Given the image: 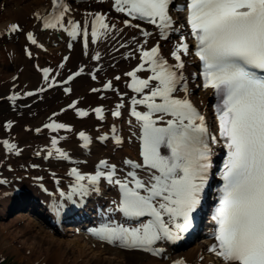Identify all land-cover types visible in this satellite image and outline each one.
<instances>
[{
    "label": "snow or ice",
    "instance_id": "snow-or-ice-1",
    "mask_svg": "<svg viewBox=\"0 0 264 264\" xmlns=\"http://www.w3.org/2000/svg\"><path fill=\"white\" fill-rule=\"evenodd\" d=\"M51 4L48 14H36L43 29L63 31L72 40L81 39L85 55L90 38L95 44L117 30L116 24L110 23L103 13L89 14L90 22L81 24L66 19L71 9L65 0H51ZM112 6L127 17L123 21L125 27L140 29L147 38L152 33L141 24L133 23L144 21L158 29L163 40L184 26H176L172 10L186 14V25L194 41L192 54L202 65L203 87L212 89L217 97L218 135L209 132L205 116L189 96L180 95L189 92L183 73L184 57L190 54L189 37L181 35L174 45L171 56L175 63L162 55L159 43L145 47L148 44L145 39L137 49L138 64L124 73L129 78L127 87L135 93L129 114L138 129V134H133L140 142V159H125L123 164L128 170L122 175L117 165L107 159L99 161L94 174H83L73 167L69 175L75 182L67 199L89 194L92 186L102 180L118 187L120 198L113 201L114 207L108 211L121 214L124 222L107 220L91 229L92 234L109 244L159 255L163 250L154 247L157 242L179 240L182 233L193 227L194 214L201 208L213 170V146L223 141L227 157L220 173L223 185L213 216L215 242L208 250L221 264H264V0H184L178 6L176 0H113ZM9 31L15 33L22 29L12 24ZM27 39L43 48L32 32L27 33ZM27 55L31 57L32 52L28 51ZM92 58L99 61L100 53ZM67 60L64 57V62ZM58 67L63 68L64 63ZM39 70L47 84V88H39L40 92L58 83L69 84L84 72L81 67L58 82L55 76L50 79L54 69ZM96 71L91 73L93 80L97 79ZM114 79L118 81L121 77L117 75ZM102 90L118 91L112 80L105 82L103 89H91L94 93ZM63 91L70 94L72 88L65 87ZM26 95L36 93L29 91ZM18 98L13 95L9 99ZM79 103V99L74 100L62 111L70 108L81 118L94 113L98 120L105 119L102 106L89 111L77 107ZM141 106L144 110H140ZM123 107V103L118 104L111 115L120 117ZM58 115L53 113V117ZM53 117L43 128L53 133L72 131L71 125ZM128 123L132 124V120ZM7 127L11 129V122ZM112 132L115 143L122 144V138L115 135V126ZM78 136L84 148L93 142L84 131ZM61 139L65 137L51 138L52 148L47 154L51 157L55 152L58 158L70 160L68 152L58 147ZM99 139L109 137L104 135ZM3 144L9 152L19 154L16 144L7 140ZM60 195L63 197L65 193L61 191ZM53 210L59 213L61 208ZM175 264H184V261L178 260Z\"/></svg>",
    "mask_w": 264,
    "mask_h": 264
},
{
    "label": "bare ground",
    "instance_id": "bare-ground-1",
    "mask_svg": "<svg viewBox=\"0 0 264 264\" xmlns=\"http://www.w3.org/2000/svg\"><path fill=\"white\" fill-rule=\"evenodd\" d=\"M112 4L113 0H88L83 3H72V12L67 14L66 19H73L83 24L86 20H89L90 11L95 13L102 9L109 11V14L114 17L113 23L117 26V30L110 34L107 39H102L100 42L93 44L90 38L87 55H85V49L80 40L75 41L73 47L69 48L67 46L69 39L67 33L43 29L42 22L36 14H48L52 8L51 0H2L0 2V88L9 87L10 93H17L38 89L41 85L46 84L41 79L40 73L32 66L31 58L26 56L24 52V46L28 44L26 39L28 32L35 34L47 46L45 52L33 50L32 54L38 55L35 59L37 64L40 65L44 62L41 56L45 54L54 60V63L50 66L53 67L55 73L59 72L60 76L74 65H77V68L83 67V73L90 74L89 79L81 78V82L80 78L74 80L71 85L72 92L69 95L63 94L59 103L46 109V111L36 113L33 118L32 116L24 118L20 124L14 126L13 130L18 133V138L15 139L20 141L16 145L17 147L24 146L23 151H19V154H17L16 151L9 152L0 147V176H7L10 183L8 188L0 190V249H7L17 259L22 262L25 261L27 264L46 263L47 261L48 264H173L178 260H183L184 264H219L217 259L208 253V248L203 241L179 250L174 248L173 243L175 241L157 242L156 246L164 248L163 258L160 259L149 254L150 252L129 251L117 244L109 245V243L101 241L92 234L91 229L94 227L84 228L86 232L83 233L74 232L73 234L71 232L73 230H69L72 227L68 230L53 232L44 219L43 222L41 221L40 214L36 213L22 212L16 214L10 221H2L6 216H12L8 213V210L17 205L9 203V199L13 187L25 181H18V177L27 179L28 174L29 177H44L50 181L51 176H58L65 185H68L65 183V181H69V173H66L68 170L63 171L62 168L64 165L70 164L58 158L55 152L53 156L48 157L45 161L48 151L52 148L51 137L49 139L44 138L41 142L37 141L39 137L48 135L43 128V125L47 122V116L52 112L67 108L74 99H79L80 103L77 107L84 109H89L90 105L92 107L99 105L117 106L124 98L126 100L127 90L123 83L127 77L124 73L131 70L135 63L139 61V51L137 50L139 44L147 39L148 44L145 47H151L154 43L159 42L162 43L164 48L171 50L179 42L181 36L177 38L176 32L171 33L168 40H163L159 35V30L149 24L139 23L144 30L152 33L147 38L141 34L140 29L125 27L123 21L127 17L122 13H117ZM173 17L176 20L177 27L184 25L181 12L174 13ZM133 23L138 22L133 21ZM12 24H19L22 31L8 32ZM119 29H123V31L121 32ZM180 30H184V27H180ZM122 44L126 46L121 47ZM97 52L101 56L99 61L92 58ZM129 53H133V55L129 56ZM65 56L68 57V60L63 68H59L58 65ZM188 58L191 61L195 60L191 56ZM195 63L189 66L190 70L196 69ZM96 69H99V71H96ZM93 71H96V80L91 78ZM117 75L121 77L118 81L114 79ZM107 79L114 81V88L118 91L91 92L92 88L101 87L102 89L103 82ZM34 85L39 86L32 87ZM193 88L195 89L196 86L194 85ZM208 97L207 92L200 91L196 94L195 99L199 102H206ZM113 108L115 109V107ZM74 114L77 115L70 108L67 111H59L56 120L73 124ZM25 121H32L31 124L42 129L38 138L32 139L34 136H31V132L23 131L22 123ZM80 122L79 127L84 126L85 122L91 121L90 118H86ZM74 123L77 124L78 122ZM125 123H127V133L123 147H115L110 143L97 145L92 142L91 147L84 148L81 146L82 141L79 144H74V141L67 143L69 138L60 141L58 147L63 148L64 146L67 149L63 148L65 151L68 152L69 150L80 155L81 162L79 164L85 171L95 168L101 159L109 158L111 162L118 164L120 172H126L128 169L123 161L128 158L140 159V142L137 136L133 134H138L135 124H129L128 121H125ZM75 129L76 127H74ZM86 129L81 131L87 132L92 139L100 136V133L96 132L97 129ZM56 137H61V133ZM28 143L30 144V150ZM33 145H37V147L33 148ZM31 164H39L41 169L32 170ZM10 166H12V170L9 169ZM27 166L30 167L28 170L26 169ZM28 186L25 185L24 188L27 194L30 193ZM76 230L78 229L75 228Z\"/></svg>",
    "mask_w": 264,
    "mask_h": 264
},
{
    "label": "rangeland",
    "instance_id": "rangeland-1",
    "mask_svg": "<svg viewBox=\"0 0 264 264\" xmlns=\"http://www.w3.org/2000/svg\"><path fill=\"white\" fill-rule=\"evenodd\" d=\"M5 88V87H4ZM4 93H6V90H2L0 92V97L4 95ZM61 92L59 91V93L57 92L55 95H52L54 100L50 101V98H48L49 100L46 102L48 103L49 105L54 103L55 101H57V103H59L62 98H60V94ZM56 98V99H55ZM60 98V99H59ZM43 102H40L39 100L37 102H35L34 100L32 99H27L26 102H23L21 105V108L20 110L19 109H11L7 103L6 100L2 101L0 103V122L5 119V117H8L11 115V117H16V116H21V115H25L23 118H28V117H33L34 116V113H32V111L34 110L35 112H39L41 111L43 108H46L47 106L46 105H43ZM55 103L51 106H54ZM27 106V108H25ZM31 113V114H30ZM18 122V121H17ZM17 122L15 124H17ZM88 122H85L84 126L85 128H90L88 125H86ZM24 124H27L26 123H23L22 125ZM80 128V127H79ZM4 129H5V126L3 128V132H4ZM84 128H81L80 130H83ZM2 142V141H0ZM1 147V146H0ZM14 217V216H13ZM12 216L11 217H5L4 219H2V221H10L12 220L13 218ZM56 232V231H55ZM0 264H27L22 261H20L19 259L16 258V256L10 252H8L7 249H3L1 250L0 249ZM33 264H38L37 263H33ZM39 264H48V261L45 263V262H41Z\"/></svg>",
    "mask_w": 264,
    "mask_h": 264
}]
</instances>
